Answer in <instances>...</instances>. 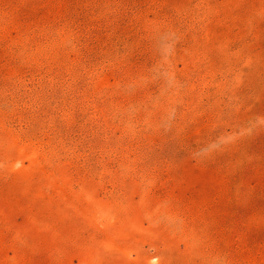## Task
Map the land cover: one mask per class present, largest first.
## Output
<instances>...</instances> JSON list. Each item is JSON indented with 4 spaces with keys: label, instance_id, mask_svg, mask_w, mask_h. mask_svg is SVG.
Returning <instances> with one entry per match:
<instances>
[{
    "label": "rangeland",
    "instance_id": "1",
    "mask_svg": "<svg viewBox=\"0 0 264 264\" xmlns=\"http://www.w3.org/2000/svg\"><path fill=\"white\" fill-rule=\"evenodd\" d=\"M0 264H264V0H0Z\"/></svg>",
    "mask_w": 264,
    "mask_h": 264
}]
</instances>
